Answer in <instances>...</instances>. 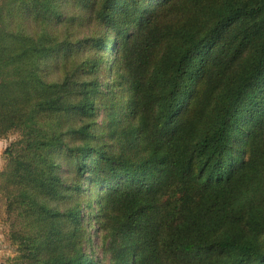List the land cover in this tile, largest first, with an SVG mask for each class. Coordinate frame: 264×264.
<instances>
[{"label": "trees", "instance_id": "trees-1", "mask_svg": "<svg viewBox=\"0 0 264 264\" xmlns=\"http://www.w3.org/2000/svg\"><path fill=\"white\" fill-rule=\"evenodd\" d=\"M50 1L41 5L57 15ZM8 12L0 9V138L20 139L0 189L14 217V264H104L59 251L62 220L80 214L36 195L61 197L57 150L82 174L97 171L99 229L115 264H264V0L104 1L98 19L111 36L100 47L132 94L121 134L134 152L122 156L93 144L89 125L51 129L76 112L95 115L101 83H47L37 62L54 46L11 29Z\"/></svg>", "mask_w": 264, "mask_h": 264}, {"label": "rangeland", "instance_id": "rangeland-1", "mask_svg": "<svg viewBox=\"0 0 264 264\" xmlns=\"http://www.w3.org/2000/svg\"><path fill=\"white\" fill-rule=\"evenodd\" d=\"M104 1L51 0L50 6L57 15L44 11L41 0H0V9L3 8L7 14L12 10L11 29L29 34L35 41L38 37H45L50 46H54L48 56L37 62V70L47 83H69L70 87L93 83L95 80L101 83V91L95 99V115L86 118L76 112L61 119L59 125L51 129L67 133L71 127L89 125L96 135L93 144L103 143L107 145L108 152L122 156L121 154L127 155L131 150L134 152L131 139L126 141L125 135L121 134L130 118L128 106L132 94L119 66H116L114 53L100 47L99 40L111 36L109 29L98 19ZM64 99L71 100L73 97L64 94ZM79 99L80 96L77 95L76 100ZM112 114H117L115 119H112ZM112 120L115 122H111ZM65 138L74 146L84 142L79 136L68 134ZM19 139L20 134L17 132L0 138V173L9 168L7 150L14 149L12 145ZM51 159L56 166V174L62 180L61 197L55 199L47 194L37 193L38 199L62 212L76 209L80 214L76 222L62 220L63 247L59 251L71 254L81 249L95 255L104 264H115L111 253L106 252L108 241H105V234L99 229V223L103 221L100 204L103 190L98 184L97 171L82 174L77 159L62 150L53 152ZM3 181L1 177L0 185ZM6 196L4 189H0V264H14L19 253L17 245L11 240L14 217L7 211ZM15 230L25 232L21 221H17Z\"/></svg>", "mask_w": 264, "mask_h": 264}]
</instances>
